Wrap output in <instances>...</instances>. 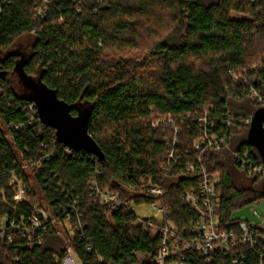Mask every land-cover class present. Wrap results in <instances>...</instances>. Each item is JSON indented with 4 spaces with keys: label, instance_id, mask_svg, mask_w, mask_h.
Listing matches in <instances>:
<instances>
[{
    "label": "trees",
    "instance_id": "1",
    "mask_svg": "<svg viewBox=\"0 0 264 264\" xmlns=\"http://www.w3.org/2000/svg\"><path fill=\"white\" fill-rule=\"evenodd\" d=\"M48 1L38 16L41 0H0V192L13 199L15 174L33 199L36 193L20 158L40 162L29 171L45 205L60 211L77 201L80 214L72 216L73 234L63 227L67 243L55 231L40 232L42 240L31 245L19 237L15 243L0 244V264H59L68 246L80 264H158L154 261L163 238L148 225L154 218L137 223L131 212L97 204L89 182L96 178L100 188L136 206L156 203L143 187L159 186L174 230L189 237L199 216L181 198L197 188L199 179L162 172L166 147L153 123L167 115L209 110L219 129H225L221 125L228 112L245 119L261 108L249 86L235 82L230 72L246 74L264 96V0ZM26 37L33 42L23 64L25 75L57 91L74 106V116L80 109L92 110L89 133L104 161L83 151L67 152L57 132L38 117L30 124L33 103L14 88L22 58L10 53ZM12 123L22 127L10 131ZM249 129L225 132L232 150L242 153L248 148L258 162L259 153L248 142ZM198 136V127L187 123L180 137L183 155L195 154L192 144ZM205 159L209 171L220 175L221 227L229 229L237 208L264 199V177H247L226 148ZM242 185H252V192ZM2 200L0 194V216L28 217L36 211L24 202L14 214ZM244 252L247 264H255L256 255ZM186 258L188 264H208L193 251L186 252ZM231 258L218 252L210 264H233Z\"/></svg>",
    "mask_w": 264,
    "mask_h": 264
},
{
    "label": "built area",
    "instance_id": "2",
    "mask_svg": "<svg viewBox=\"0 0 264 264\" xmlns=\"http://www.w3.org/2000/svg\"><path fill=\"white\" fill-rule=\"evenodd\" d=\"M41 1L43 5L37 13L38 16H43L44 10L49 5L48 0ZM230 73L233 75L235 82L249 86L252 100L261 108H264V96L249 84L247 75ZM259 83L263 84V81L260 80ZM29 117H31L30 124L35 123L37 117L38 121L42 123L35 104L30 108ZM252 121L253 116L238 119L231 112H228L221 126L228 130L236 127H251ZM189 122L195 124L199 130V136L192 144L195 151L193 156H190L187 152L183 155L180 149V137ZM21 127L12 123L8 129L18 131ZM153 129L162 131L161 142L166 147L164 163L161 166L162 172L168 175L177 173L183 176H195L199 179L197 188L186 191L181 198L184 205L191 208L199 216V221L190 227L189 237L187 238L174 230L169 221L170 210L163 206L160 201L164 197L163 190L151 183L144 185V194L157 200L156 203L150 206L155 212L162 215L160 221L154 218V221L148 223L149 226L158 229L163 238L162 249L154 262L158 264H188L186 252L193 251L199 254L208 264L212 263L213 257L218 252L230 255L233 264H247L246 253L244 252L247 250L256 255L255 264H264V212L260 214L257 208L253 211L254 215H259L257 224H252L248 220H237L232 216L229 229H223L220 216L222 201L217 190L220 175L209 171L205 159L210 152L226 148L247 177H264V159L260 153L258 152L261 161L257 162L252 159V153L248 148L242 153L232 150L229 147V135L225 132V129H219V125L209 110L197 115L159 117L153 123ZM69 151L72 150L67 148V152ZM37 165H40V162L23 161L21 168L29 170ZM12 187L14 197L11 201L6 199L4 190L0 194L3 197L2 204L11 207L15 214L18 205L24 202L31 203V201L27 197L26 186L15 174L12 176ZM88 187L90 197L97 204L107 206L111 210L124 209L126 212L133 213L137 223L144 224L146 218L138 219L134 214L132 208L134 203L121 199L117 193L100 188L94 177L90 180ZM255 202L259 206L264 202V199ZM32 206L36 211L28 217L21 215L19 217L15 215L12 217L0 216V244H12L21 237L31 245L35 239L42 240L41 235H39L40 232L45 233L47 231H55L67 243V234L63 227L69 229L70 233L73 234L70 222L72 216L78 217L80 214L79 203L74 201L73 204H68L66 208H62L60 211H53L49 206ZM79 227L82 229L81 224ZM58 260L59 264H80L75 251L70 246L67 247L64 257Z\"/></svg>",
    "mask_w": 264,
    "mask_h": 264
},
{
    "label": "water",
    "instance_id": "3",
    "mask_svg": "<svg viewBox=\"0 0 264 264\" xmlns=\"http://www.w3.org/2000/svg\"><path fill=\"white\" fill-rule=\"evenodd\" d=\"M40 83V86L36 87L31 96L27 98L36 105L42 123L57 132L59 141L66 148L74 152H86L104 161L106 157L103 151L89 133L92 110L80 109L79 114L74 116L72 114L74 106L61 100L57 91L41 81ZM248 142L264 159V108L258 109L253 115L252 125L248 132Z\"/></svg>",
    "mask_w": 264,
    "mask_h": 264
},
{
    "label": "rangeland",
    "instance_id": "4",
    "mask_svg": "<svg viewBox=\"0 0 264 264\" xmlns=\"http://www.w3.org/2000/svg\"><path fill=\"white\" fill-rule=\"evenodd\" d=\"M33 42L32 37H26L24 39H21L18 41L11 49L10 53H16L21 56V60L18 62V65L16 67V73L14 74V88L16 90V93L20 96L29 97L31 96L33 90L40 86V81L38 79L29 78L26 76L23 72L22 66L24 61L27 60L29 54H30V44ZM38 81V82H37ZM4 128V126H3ZM6 136L8 140L12 143V139L7 132V130L4 128ZM21 163L23 164V161L20 158ZM26 173L28 176L29 184L31 185V189L36 193V196L31 199L32 205L35 207L37 206H46L44 199L42 197V194L39 190V188L36 186L33 176L31 175V172L26 169ZM240 179H244L243 175L239 174ZM24 185L25 182L23 183ZM240 186V185H239ZM247 192H252V185H242ZM247 196V195H246ZM133 211L134 214L138 219L142 218H155L156 220L160 221L162 219V215L155 212L150 205H144V206H136L133 205ZM258 209L259 213L264 212V202L261 203V205L258 206L257 202L248 203L240 208H237L233 212V217L237 220H248L252 224H257L259 222V215H254L253 211Z\"/></svg>",
    "mask_w": 264,
    "mask_h": 264
}]
</instances>
